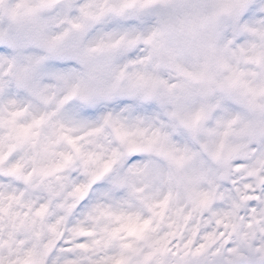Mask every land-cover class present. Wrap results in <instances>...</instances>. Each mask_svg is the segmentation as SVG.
Here are the masks:
<instances>
[{
	"label": "clouds",
	"instance_id": "9594fccd",
	"mask_svg": "<svg viewBox=\"0 0 264 264\" xmlns=\"http://www.w3.org/2000/svg\"><path fill=\"white\" fill-rule=\"evenodd\" d=\"M0 264H264V0H0Z\"/></svg>",
	"mask_w": 264,
	"mask_h": 264
}]
</instances>
